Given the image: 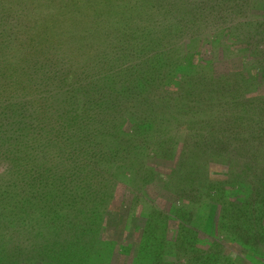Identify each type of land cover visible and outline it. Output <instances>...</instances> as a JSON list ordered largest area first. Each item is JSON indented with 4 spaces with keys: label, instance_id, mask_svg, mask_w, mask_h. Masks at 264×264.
Instances as JSON below:
<instances>
[{
    "label": "trees",
    "instance_id": "16d2710c",
    "mask_svg": "<svg viewBox=\"0 0 264 264\" xmlns=\"http://www.w3.org/2000/svg\"><path fill=\"white\" fill-rule=\"evenodd\" d=\"M219 21L202 39L208 55L220 50L221 61L232 53L240 67L212 76L197 39ZM242 53L250 56L244 61ZM260 83L264 0H0V242L7 229L18 238L29 223V237L43 241L42 259L27 255L24 264H108L113 243L103 236L104 213L113 187L124 180L146 196L156 159L174 162L158 180L161 195H174L176 204L171 216L150 209L137 264H157L145 251L162 254L169 219L178 226L174 245L181 240L201 252V224L215 201V227L263 261L264 183L249 180L263 176L264 163L254 169L248 162L264 161V147L223 142L253 136L248 122L234 113L216 127L219 138L213 126L209 138L201 129L187 132L179 149L164 139L177 115L192 114V126L199 113L187 106L192 96L229 94L245 99L240 112H262ZM212 163L226 167V179L209 180ZM5 257L0 264L14 263ZM195 262L210 260L186 264Z\"/></svg>",
    "mask_w": 264,
    "mask_h": 264
},
{
    "label": "rangeland",
    "instance_id": "374dc122",
    "mask_svg": "<svg viewBox=\"0 0 264 264\" xmlns=\"http://www.w3.org/2000/svg\"><path fill=\"white\" fill-rule=\"evenodd\" d=\"M221 22L219 21L215 23V25L208 26L206 33L201 34L202 37L197 39V50L200 52L198 56L205 60L211 61V64L207 66L204 71L209 74L211 73L212 76H219L223 73L226 74L225 72L227 70L240 67V59L238 57L229 59L231 56H234L231 55L232 53L229 54V52H225V56L221 61L216 60L218 57L221 58L220 50L218 51L217 56L215 54L214 56L208 55L210 50V46L208 44L209 40L205 42L202 41L204 35L205 37H212V35L215 33L214 31L218 30L219 26L222 25ZM242 54L245 55L244 61L248 58L247 56H250V54L247 53ZM259 86L260 87H256L259 89V93L264 92V84L260 83ZM213 95V93L210 95L208 94L203 99L194 98L193 96L190 97L187 101V106H189L192 111L199 110V113L194 111L195 116L192 126H190L187 121H191V116L193 117L192 114L187 118L177 115L174 117L177 119V121L170 120L171 126L168 128V130L165 129L166 131L164 132H166V134L164 135V139H169L168 141L176 143L178 145L177 148L179 149V144L187 132L188 134L193 135L198 133V131L201 129L203 136L209 138V134H211L212 129L215 128V135H217V138H219L222 135L219 134V129H216V127H219V123L222 122V120L229 118L234 113H239L244 121L248 122V129L253 132V136H242L238 137L236 140L225 139L223 141L224 144L228 143L227 145H232L234 147L241 146L249 149L252 147L256 148L258 146L264 147V110L262 112L257 110V112L254 113L251 111L240 112L243 106L241 102L245 99L237 98L241 101L235 102L232 97H229V94H226L224 99L222 98L225 94L219 95L218 98L212 97ZM201 97L204 96H200V98ZM249 99L252 100L253 98L251 97ZM261 100L263 99L261 98ZM260 106L261 105H259V107ZM195 139L196 138H193L192 140L195 141ZM152 142L155 143V140H152ZM217 143L219 144V139L217 140ZM166 145L167 142H165L163 146L149 144L148 149H155V147H160L161 149L162 147H167ZM168 146H170V143ZM262 162L264 163V161L255 162L252 157H250L248 164H250V166L255 169V167L258 166V164H262ZM4 163V160L0 159V171H2V167L5 166ZM173 164L174 162L172 161L156 159L150 161V165L158 167L159 169H155L158 172V175L157 177L155 176L156 179H154V181L147 187L146 196L143 195L142 192H134L131 189L132 187H130L129 184H127V182L124 180L120 182L118 181L114 185L111 200L107 205V211L104 213L107 223L103 236L113 243V248H109V250L112 251L113 249V251L109 257L106 256L107 259L105 258L108 264H137V258H139L138 246L140 242L145 239V236H142V232L144 231L145 235V231L147 230L145 226L149 222L148 214H150L151 208L156 207L164 212V214H168V216L172 215L170 210L171 206L176 204V197L172 194L166 195V193L161 195V191H159L160 182L158 179H162V174L166 171L164 169L173 166ZM146 175L148 176L147 172ZM207 175L209 180H224L226 179L227 175L226 167L221 164L212 163L207 170ZM262 175L263 176L252 175L251 180H249V184L250 182L254 185H260L261 183H264V174ZM2 178H5V174ZM135 195L137 196L136 201L133 199ZM215 204L217 207L214 208L211 206L207 208L211 209L205 212L207 222L201 224L206 233V237H204V241L201 245L203 248L201 252H203V254L200 251L196 253L195 251L191 250V252H189V249L187 248L188 246H185L184 244L182 245L181 240H178V243L176 242L174 245V237L176 240L175 229L178 226L176 221L171 219H169L166 224V240L168 241H160L162 244L161 248L163 255L160 254L157 247L154 246H151V248L145 251V253L147 255L152 254L150 255L152 257L157 256V264H164L165 262L186 264L187 260L193 259V257H209V264H264V260L261 261L260 257L249 259L246 251L243 248H241L233 239L229 240L226 236H224L223 231L225 230L221 229V231H219V229L215 227L217 210L219 208L217 201H215ZM181 213L183 215L186 214V212ZM28 224L24 226V232L21 233L20 237L18 238L10 230L4 229L6 230L4 231L6 238L4 241L0 242V255H6V257H8L9 252V256L12 257L11 259L14 262L13 264H24L25 262H22L24 260L23 258H26L27 255L29 257L36 256L38 255L37 253L43 248V241H36L29 237L27 231L30 229V227ZM186 228L190 229L192 226L187 224ZM155 251H157V255L154 253ZM36 257L37 259H42L41 257ZM100 258L101 260L104 259L103 257ZM45 262L46 260L43 259V264H45ZM67 262H71L70 264L73 263L72 259L68 260ZM195 263L199 264L198 262Z\"/></svg>",
    "mask_w": 264,
    "mask_h": 264
}]
</instances>
